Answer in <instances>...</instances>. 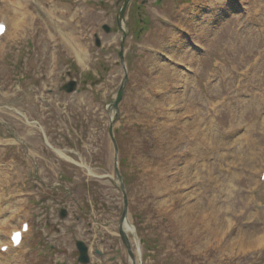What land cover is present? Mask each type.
I'll list each match as a JSON object with an SVG mask.
<instances>
[{
  "label": "rangeland",
  "instance_id": "rangeland-1",
  "mask_svg": "<svg viewBox=\"0 0 264 264\" xmlns=\"http://www.w3.org/2000/svg\"><path fill=\"white\" fill-rule=\"evenodd\" d=\"M17 1L24 23L16 34L7 14L0 49V243L22 220L33 232L0 264H82L76 239L89 245L88 264H130L106 109L123 76L115 0ZM140 1L127 5L128 82L114 124L133 252L140 264H264V242L241 244L243 232L264 233V0H224L217 10L216 0ZM137 6L149 23L134 35ZM196 12L206 22L193 16L194 31L182 21ZM174 44L181 60L168 52ZM158 64L183 80L165 85ZM71 80L78 91L58 90ZM193 203L181 229L175 209Z\"/></svg>",
  "mask_w": 264,
  "mask_h": 264
},
{
  "label": "bare ground",
  "instance_id": "bare-ground-1",
  "mask_svg": "<svg viewBox=\"0 0 264 264\" xmlns=\"http://www.w3.org/2000/svg\"><path fill=\"white\" fill-rule=\"evenodd\" d=\"M0 3L5 4V9H6L5 11H6L7 14H13L12 26H14L16 28L15 32L17 34V32H18L17 29L20 30L18 28V26H20V25H22L24 23L23 21H19V19H20L19 16H21L23 14V12H24L23 9H25L23 4L21 2H18L17 0H11V4L9 2L5 1V0H0ZM15 4H18L19 6L16 7ZM225 4L226 3L224 2V0H216V2L211 3V6L213 7V10H217L218 8H221V7L225 6ZM13 7H15V9ZM116 7H118V5H116ZM25 14H26V12H25ZM193 16L194 17L197 16L198 17V21L200 19L204 20V22H206V21H205V18L201 14H199L197 12L192 14V15H186L182 22L183 23L186 22V24L189 25L188 27L192 28L195 31V28L193 27L195 24L192 22V17ZM213 16L216 17V15H214V14H213ZM203 23H201V24L199 23V26H198V30H199L198 34L200 36H201L202 30L206 28ZM9 31H11V24L6 28L5 33L2 35V37H1L2 40L9 34ZM1 39H0V41H1ZM169 47H171L172 49L176 48L175 51H172L171 49H168V52H170V53L173 52L174 53L173 55L175 57H177V58H174V59L181 60V58H183L185 56V54H184L185 51L183 49H181V46L179 47V46L174 44V45H171ZM74 52H75L74 54L77 56L78 62L83 63L84 58H82L78 54V51H74ZM159 66L161 67V69H162V71L164 73L163 74L164 77L166 76L165 85H169L172 82H177L178 80H183L184 75L180 76V71H177L175 68L170 70L169 68L164 67L163 64L162 65L160 64ZM53 149L56 152V154L59 155L60 157H64L66 159H69L65 155V153L63 151L55 149V148H53ZM69 160L75 162L73 159H69ZM196 206L197 205L193 203V204H187L186 207L181 205L180 207H177V209H175L174 215H176L177 220L179 219L178 220V223H179L178 227L183 229V228H185L187 226L188 221L192 220L193 215H195L197 213ZM213 213L215 215L214 218H215V221H216L215 222L216 228H219V225L222 224L223 221H225L224 217L221 216V213H223V212H222L220 207L215 205L214 208H213ZM209 224H210V221L205 223V225H209ZM225 225H226V223L223 225V227ZM216 228H214V231L216 233V236H218L222 232V230H221L222 228L221 229H216ZM122 229H123L122 231L124 232V234L128 238L129 233H131L133 231L132 226H131V224H130L128 219L123 221ZM242 234H243L244 238H242L243 241L241 240V244L243 246L244 245H250L251 246V245H255V244L259 245V244H262L264 242V233L262 235H260V236H258V235L254 236V234H252L249 237H247V233L246 232H243Z\"/></svg>",
  "mask_w": 264,
  "mask_h": 264
},
{
  "label": "water",
  "instance_id": "water-1",
  "mask_svg": "<svg viewBox=\"0 0 264 264\" xmlns=\"http://www.w3.org/2000/svg\"><path fill=\"white\" fill-rule=\"evenodd\" d=\"M128 2H129V0H124L120 10L118 11V15H117V18H116L117 19V23H118V27H121L120 26L121 25V19H122L123 12H124L125 7L127 6ZM118 3H119V0H118L117 4ZM105 29H106V31L110 30V28L107 27V26H105ZM119 55L121 56V53ZM125 81H126V77L124 78V80L122 82L121 88H120V90H119V92L117 94L116 99L113 102L110 103L111 107L114 108L115 111H116L114 119L117 116V104H118V102L120 101V99L122 97ZM75 88H76V81H74V80L69 81V82H67L66 84L63 85V90H65V92H68V93L74 91ZM114 148H115V152H116L117 149H116L115 143H114ZM115 174H116V178L119 180V187H120V189L123 192V200H124V208H123V211H122V216H121V221H120V224H121L122 221L126 218L127 198H126V195L124 193V185H123L122 177L119 174L116 166H115ZM62 216H64V214H62ZM120 234H121L122 241L125 243V245H126V247L128 249V252L131 255V258H133L132 253L130 251L129 240H128L127 236L124 234V232L122 231V229H120ZM77 248H78L79 253H80L79 260L82 263H87L88 262V256H87V252H86V247L84 246V244L81 241L77 242Z\"/></svg>",
  "mask_w": 264,
  "mask_h": 264
}]
</instances>
